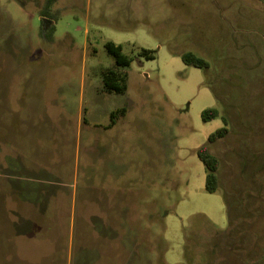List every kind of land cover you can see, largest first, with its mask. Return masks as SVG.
Returning a JSON list of instances; mask_svg holds the SVG:
<instances>
[{"label": "rangeland", "instance_id": "374dc122", "mask_svg": "<svg viewBox=\"0 0 264 264\" xmlns=\"http://www.w3.org/2000/svg\"><path fill=\"white\" fill-rule=\"evenodd\" d=\"M45 1L0 0V264H264V0H59L54 42ZM110 41L134 58L125 94L103 91ZM32 150L73 194L54 241L16 216Z\"/></svg>", "mask_w": 264, "mask_h": 264}, {"label": "crops", "instance_id": "0c3cea01", "mask_svg": "<svg viewBox=\"0 0 264 264\" xmlns=\"http://www.w3.org/2000/svg\"><path fill=\"white\" fill-rule=\"evenodd\" d=\"M2 123L0 125L4 128ZM31 126L29 135L35 129L33 125ZM31 153L32 157L27 165L19 158L13 163L17 169L16 173H11L17 181L14 187L17 194L16 216L22 220V226L38 227V230L28 233L29 235H42L50 239L48 241H54V226L63 222L67 208H71L73 198L71 186L63 178L62 160L51 156L44 162L33 150ZM4 191L6 190H2L0 194ZM17 223L19 224V221ZM28 232L32 231L28 230ZM21 237L25 239V235L21 234Z\"/></svg>", "mask_w": 264, "mask_h": 264}, {"label": "trees", "instance_id": "16d2710c", "mask_svg": "<svg viewBox=\"0 0 264 264\" xmlns=\"http://www.w3.org/2000/svg\"><path fill=\"white\" fill-rule=\"evenodd\" d=\"M59 2V0H46L44 7L41 11L42 21L48 20V23L53 21L55 24L46 32L42 29V35L45 40L49 42L55 41V33L57 30L56 23L59 20L58 12L53 11V7ZM45 24V23H44ZM107 52L115 60L116 67L109 68L102 73L103 79V91L109 94H125L128 90L127 75L119 70V68L130 67L134 61L133 57H130L124 53V47L117 45L114 42H107L105 45ZM156 52L153 50L141 48L138 51V55L146 60H155ZM183 61L189 66L197 68H209V63L204 59L197 57L193 53H186L183 55ZM127 109H120L112 113V121L118 119L119 116H125ZM203 120L205 122L214 120L220 116V112L217 109L210 108L203 112ZM226 126L217 130L209 138V143L214 144L219 140H222L228 136L230 130L228 129V121L224 118ZM198 155L201 161L204 163L207 171L206 190L209 193H216L219 190V170L221 166L220 159L210 152L207 146H203L198 150ZM229 212L231 208L229 207Z\"/></svg>", "mask_w": 264, "mask_h": 264}, {"label": "water", "instance_id": "95a60500", "mask_svg": "<svg viewBox=\"0 0 264 264\" xmlns=\"http://www.w3.org/2000/svg\"><path fill=\"white\" fill-rule=\"evenodd\" d=\"M48 20L47 19H44V23H47ZM50 23H54L53 21H51Z\"/></svg>", "mask_w": 264, "mask_h": 264}, {"label": "flooded vegetation", "instance_id": "af4514ba", "mask_svg": "<svg viewBox=\"0 0 264 264\" xmlns=\"http://www.w3.org/2000/svg\"><path fill=\"white\" fill-rule=\"evenodd\" d=\"M46 24H48V22H47V23H45L44 25H46Z\"/></svg>", "mask_w": 264, "mask_h": 264}]
</instances>
